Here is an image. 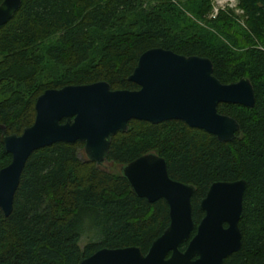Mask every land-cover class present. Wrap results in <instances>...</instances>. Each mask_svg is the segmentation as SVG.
I'll return each mask as SVG.
<instances>
[{
  "label": "trees",
  "instance_id": "16d2710c",
  "mask_svg": "<svg viewBox=\"0 0 264 264\" xmlns=\"http://www.w3.org/2000/svg\"><path fill=\"white\" fill-rule=\"evenodd\" d=\"M238 2L245 27L227 10L199 24L210 0H22L0 26V123L7 134L34 123L36 100L47 89L97 81L138 89L129 76L154 47L210 58L223 83L249 78L255 105L219 103L240 124L231 141L180 119H131L112 135L102 165L87 158L80 140L33 151L12 212L0 209V264H79L104 247L138 246L146 254L169 225L170 208L164 198L137 196L119 165L149 152L167 160L173 179L196 188L191 237L210 185L246 180L242 247L223 264H264V0ZM1 134L0 169L12 160Z\"/></svg>",
  "mask_w": 264,
  "mask_h": 264
},
{
  "label": "water",
  "instance_id": "95a60500",
  "mask_svg": "<svg viewBox=\"0 0 264 264\" xmlns=\"http://www.w3.org/2000/svg\"><path fill=\"white\" fill-rule=\"evenodd\" d=\"M22 0L0 3V26L11 19ZM210 58L186 56L154 47L143 52L131 81L138 89H112L107 81L47 89L38 96L36 118L22 134H7L0 123L1 141L12 154L0 169V209L13 210L21 175L33 151L55 142H84L87 158L106 162L112 135L126 131L131 119L160 123L180 119L208 131L221 141H231L240 130L234 117L221 113L218 105H255L253 83L247 77L223 83L214 75ZM65 119V121H63ZM133 192L150 202L164 198L170 208V223L144 254L138 246L104 247L79 264H223L242 247L239 222L247 181L213 182L200 207L205 215L197 225L192 215L195 186L173 179L167 160L149 152L119 166ZM188 242L181 250L180 246Z\"/></svg>",
  "mask_w": 264,
  "mask_h": 264
},
{
  "label": "rangeland",
  "instance_id": "374dc122",
  "mask_svg": "<svg viewBox=\"0 0 264 264\" xmlns=\"http://www.w3.org/2000/svg\"><path fill=\"white\" fill-rule=\"evenodd\" d=\"M211 1V0H210ZM225 2H226V4H229V5H226V7H227V9H225V10H222V11H230L231 13H232V15L233 16H235L238 20V23H239V25L241 26V27H245V23H244V18H243V14H241V13H239V12H237V11H235V9H233V8H235L236 6H237V4H238V6H239V2L237 3V0H224ZM215 2V4L217 3V0L216 1H214ZM213 2L211 1V5H212V8H213ZM218 4V3H217ZM240 7V6H239ZM221 12V11H220ZM219 12V13H220ZM189 14L191 15V16H193L194 17V15H192L190 12H189ZM219 15V14H218ZM217 15V16H218ZM216 16V17H217ZM215 17V18H216ZM213 16H212V9H211V11L207 14V15H205V17H204V19H201V20H199V19H197V21H198V23L199 24H201V25H203V26H205L206 24H209L208 22H207V20H209V19H215ZM84 154H85V152H84ZM86 155V154H85ZM108 164V163H107ZM120 166V165H119ZM87 241L86 240H83L82 241V245H84L85 243H86Z\"/></svg>",
  "mask_w": 264,
  "mask_h": 264
},
{
  "label": "built area",
  "instance_id": "2783aa9c",
  "mask_svg": "<svg viewBox=\"0 0 264 264\" xmlns=\"http://www.w3.org/2000/svg\"><path fill=\"white\" fill-rule=\"evenodd\" d=\"M211 1L214 3V4H213V8H212V16H213L214 18L219 14L220 11L227 9L226 5H229V4H226V2H225L224 0H217V3H218V4H217V3L215 4L214 1H216V0H211ZM237 3H238V0H237ZM233 9H235V11H237V12H239V13H241V14H244L243 9L240 8V7L238 6V4H237V6H236L235 8H233Z\"/></svg>",
  "mask_w": 264,
  "mask_h": 264
},
{
  "label": "flooded vegetation",
  "instance_id": "af4514ba",
  "mask_svg": "<svg viewBox=\"0 0 264 264\" xmlns=\"http://www.w3.org/2000/svg\"><path fill=\"white\" fill-rule=\"evenodd\" d=\"M187 245H188V242H187Z\"/></svg>",
  "mask_w": 264,
  "mask_h": 264
}]
</instances>
